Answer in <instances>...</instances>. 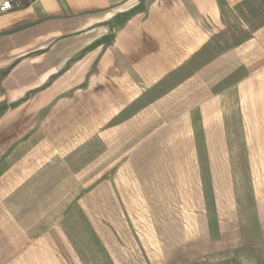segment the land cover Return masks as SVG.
<instances>
[{
  "label": "crops",
  "instance_id": "0c3cea01",
  "mask_svg": "<svg viewBox=\"0 0 264 264\" xmlns=\"http://www.w3.org/2000/svg\"><path fill=\"white\" fill-rule=\"evenodd\" d=\"M153 3L0 12V264H264V0Z\"/></svg>",
  "mask_w": 264,
  "mask_h": 264
},
{
  "label": "built area",
  "instance_id": "2783aa9c",
  "mask_svg": "<svg viewBox=\"0 0 264 264\" xmlns=\"http://www.w3.org/2000/svg\"><path fill=\"white\" fill-rule=\"evenodd\" d=\"M23 0H0V12H5L14 7H19Z\"/></svg>",
  "mask_w": 264,
  "mask_h": 264
},
{
  "label": "rangeland",
  "instance_id": "374dc122",
  "mask_svg": "<svg viewBox=\"0 0 264 264\" xmlns=\"http://www.w3.org/2000/svg\"><path fill=\"white\" fill-rule=\"evenodd\" d=\"M153 1L154 0H139V5L134 8L140 9V10H146V9L152 8V6L153 8H160L157 4L154 5Z\"/></svg>",
  "mask_w": 264,
  "mask_h": 264
}]
</instances>
